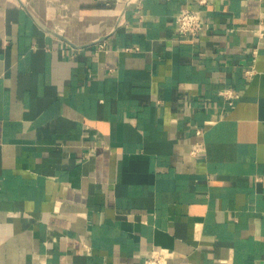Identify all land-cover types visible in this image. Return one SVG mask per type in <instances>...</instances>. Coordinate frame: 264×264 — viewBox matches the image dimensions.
I'll return each instance as SVG.
<instances>
[{"label":"crops","instance_id":"obj_1","mask_svg":"<svg viewBox=\"0 0 264 264\" xmlns=\"http://www.w3.org/2000/svg\"><path fill=\"white\" fill-rule=\"evenodd\" d=\"M260 18L264 0H0V264H264Z\"/></svg>","mask_w":264,"mask_h":264},{"label":"built area","instance_id":"obj_2","mask_svg":"<svg viewBox=\"0 0 264 264\" xmlns=\"http://www.w3.org/2000/svg\"><path fill=\"white\" fill-rule=\"evenodd\" d=\"M202 3H206L207 0H201ZM176 24L178 27V30L186 35L190 36L192 38L196 37L200 32H202L206 27V23L204 22L202 15L192 9V8H182L177 14H176ZM258 35L260 38H264V20L260 18L259 20V26L256 29ZM100 49L106 48V43L102 42L99 44ZM135 50H139V48H135ZM258 53L257 49L253 50L254 55V61L256 60V55ZM254 73V68H249L246 70V74L248 76H252ZM222 94L228 98L233 99L239 96V94L234 93L230 89H226L222 91ZM202 130L198 129L197 134H201ZM202 145H197L195 149L192 151V153H197L200 151ZM144 264H169V254L163 250L159 249H153L147 256H145Z\"/></svg>","mask_w":264,"mask_h":264}]
</instances>
